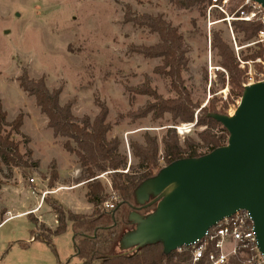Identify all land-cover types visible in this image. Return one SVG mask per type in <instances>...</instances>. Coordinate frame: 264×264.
Listing matches in <instances>:
<instances>
[{
	"label": "rangeland",
	"instance_id": "374dc122",
	"mask_svg": "<svg viewBox=\"0 0 264 264\" xmlns=\"http://www.w3.org/2000/svg\"><path fill=\"white\" fill-rule=\"evenodd\" d=\"M239 2L235 0L229 7L230 15L241 6L232 11ZM126 5L138 14H162L179 28L190 47L189 69L183 73L185 84L194 101L202 106L215 96L221 110L224 104L221 98L229 97L231 91L228 73L213 47L215 34L235 52L241 68L263 73L264 77V69L256 66L260 62L264 65L260 58L242 60L256 48L248 44L257 37L251 42L244 41L243 34L234 31V21L230 25L221 18L226 15L216 10L211 19L217 22L210 26L209 4L205 12H200L177 9L168 0H0V99L9 120L23 113L22 131L31 138L28 146L40 162L38 169L30 170L26 176L21 168L9 173L0 165L3 182L0 221L11 214L32 213L11 218L0 226V264H83L76 255L70 222L63 234L53 237V246L31 239V235L32 231L36 235L48 234L46 228L57 227L49 201L74 213L91 214L94 209L87 200V185L80 178L78 157L64 149L65 138L54 135L35 97L20 87L19 77L24 70L31 78L44 77L50 89L61 88V103L71 102L76 116L89 115L93 119L100 111L99 102L105 104L109 110L107 120L112 125L109 136L120 138L121 151L128 155L129 162H137L128 153L131 141L144 143L146 133L157 136L162 147L168 127L177 128L182 142L186 136L199 141L198 133L206 128L174 121L170 114L158 120L131 115L149 97L136 95L131 99L127 87H139L148 80L165 98L174 97L175 93L170 89L169 79L154 71L162 64L160 58H146L129 49L134 45H154L159 36L125 21ZM219 73H225V84ZM231 100L226 109L229 115L234 113L240 98L233 96ZM15 138L23 140L21 135ZM21 147L24 152V144ZM54 160L59 173L56 181L51 173ZM98 177L106 187L107 201L115 203L110 172ZM103 206L106 208L105 203ZM133 233L134 237L137 231ZM30 241L27 247L21 245Z\"/></svg>",
	"mask_w": 264,
	"mask_h": 264
},
{
	"label": "trees",
	"instance_id": "16d2710c",
	"mask_svg": "<svg viewBox=\"0 0 264 264\" xmlns=\"http://www.w3.org/2000/svg\"><path fill=\"white\" fill-rule=\"evenodd\" d=\"M168 1L177 9L200 12H205L211 2V0ZM244 1L240 0L232 11L243 5ZM244 8L247 11L252 10L249 5H245ZM125 21L158 34V43L150 46L134 45L129 49L146 58H160L162 64L156 66L154 71L169 79L170 89L175 93L174 97L165 98L148 80L139 87H127L131 99L136 95L149 97L146 104L131 115L134 118L151 116L153 120H158L170 114L174 121L193 123L194 126L206 128L198 133L199 141L186 136L182 142L177 128L168 127L162 138V147L157 136L146 133L144 143L131 141L132 157L137 162H129L128 155L121 151L120 138L109 136L112 125L107 120L109 110L105 104L99 102L100 111L93 119L89 115L76 116L71 102L61 103V88L50 89L44 77L31 78L27 70H24L19 77L20 87L35 97L41 112L48 118V126L54 135L65 138L64 149L78 157L82 170L80 178L88 188L87 200L94 207L91 214H81L65 210L60 203L49 201L56 215L57 227L52 230L43 225L48 234L36 235L32 231L31 239L44 241L53 246V237L63 234L70 222L76 255L83 264H187L190 251L185 247L166 254L161 241L140 246L123 245L125 235L137 225L132 214L146 216L157 206L153 204L145 207L146 203L138 201L136 190L164 166L181 158L200 157L228 143L229 131L213 114L229 115L226 109L233 102L231 100L233 96L241 99L248 71L240 67L235 52L220 35L215 34L213 47L218 50L221 57L220 65L228 73L231 91L229 97L221 98L224 103L221 110H218L215 96L202 106L194 101L191 90L185 84L183 73L189 69L190 47L179 28L167 21L162 14H138L130 5H126ZM233 26L234 31L243 34L244 41L251 42L264 28V23L258 14L253 21L234 20ZM255 46L256 48L242 60L255 61L260 58L264 62V44L256 43ZM256 66L259 70L264 69L261 62L256 63ZM219 74L225 84V73ZM23 119V113H20L14 120L9 121L0 99V165L5 166L9 173H12L14 168H21L26 176L30 170H37L40 162L34 158V152L28 146L31 138L22 131ZM15 135H21L23 140H17ZM22 144L26 149L24 152ZM51 165L52 178L56 181L59 178L57 162L54 160ZM106 172H110L112 189L117 197L113 208L103 206L109 196L98 176ZM2 184L0 179V199ZM3 221H0V225ZM31 243L32 241L22 242L21 245L27 247ZM230 264L253 263L248 262L245 257H237L232 259Z\"/></svg>",
	"mask_w": 264,
	"mask_h": 264
},
{
	"label": "water",
	"instance_id": "95a60500",
	"mask_svg": "<svg viewBox=\"0 0 264 264\" xmlns=\"http://www.w3.org/2000/svg\"><path fill=\"white\" fill-rule=\"evenodd\" d=\"M253 1L264 7V0ZM213 116L229 131L228 143L200 157L178 159L145 180L137 199L145 204L152 197L145 207L157 204L156 209L146 216L132 214L137 225L123 245L161 241L169 254L246 210L264 255V80L245 86L233 114ZM149 237L155 238L145 240Z\"/></svg>",
	"mask_w": 264,
	"mask_h": 264
},
{
	"label": "built area",
	"instance_id": "2783aa9c",
	"mask_svg": "<svg viewBox=\"0 0 264 264\" xmlns=\"http://www.w3.org/2000/svg\"><path fill=\"white\" fill-rule=\"evenodd\" d=\"M234 1L211 0L208 6L210 26L217 22L211 19V15L215 10L225 14L224 20L228 21L230 25L234 20L253 21L258 14L264 23V7L253 0H245L243 5L234 14L230 15L228 10ZM245 5H249L252 10L247 11L244 8ZM256 43L264 44V28L259 31L256 40L248 45H255ZM263 80V73L250 70L245 86ZM178 129L180 130V127ZM180 132L182 133V131ZM128 151L129 156H131L129 148ZM105 206L113 208L114 205L107 201ZM183 247L188 248L190 251V258L187 264H230L232 259L237 257H245L248 262L253 264H264V255L260 252L258 246L254 221L251 214L246 210H240L234 215L222 219L212 226L203 238L198 239L189 246Z\"/></svg>",
	"mask_w": 264,
	"mask_h": 264
},
{
	"label": "crops",
	"instance_id": "0c3cea01",
	"mask_svg": "<svg viewBox=\"0 0 264 264\" xmlns=\"http://www.w3.org/2000/svg\"><path fill=\"white\" fill-rule=\"evenodd\" d=\"M9 120V119H8ZM9 121H11V120H9ZM39 208H41L42 206H40V204H39V206H38ZM38 210H40V209H38ZM31 213V212H30ZM26 215H29L28 213L27 214H11L7 219H5L2 223H1V225H3L6 221H8V220H10L11 218H14V217H25ZM55 220V222H57V220L56 219H54ZM0 225V226H1Z\"/></svg>",
	"mask_w": 264,
	"mask_h": 264
},
{
	"label": "flooded vegetation",
	"instance_id": "af4514ba",
	"mask_svg": "<svg viewBox=\"0 0 264 264\" xmlns=\"http://www.w3.org/2000/svg\"><path fill=\"white\" fill-rule=\"evenodd\" d=\"M152 200H153V198L151 197L149 200L146 201V203H148V202H150V201H152Z\"/></svg>",
	"mask_w": 264,
	"mask_h": 264
}]
</instances>
